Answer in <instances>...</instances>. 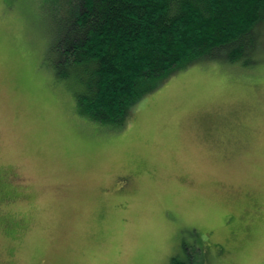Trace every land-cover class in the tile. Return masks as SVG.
I'll list each match as a JSON object with an SVG mask.
<instances>
[{
    "label": "rangeland",
    "instance_id": "obj_1",
    "mask_svg": "<svg viewBox=\"0 0 264 264\" xmlns=\"http://www.w3.org/2000/svg\"><path fill=\"white\" fill-rule=\"evenodd\" d=\"M69 2L0 0V264H264V18L117 127L56 76Z\"/></svg>",
    "mask_w": 264,
    "mask_h": 264
},
{
    "label": "trees",
    "instance_id": "obj_2",
    "mask_svg": "<svg viewBox=\"0 0 264 264\" xmlns=\"http://www.w3.org/2000/svg\"><path fill=\"white\" fill-rule=\"evenodd\" d=\"M72 2L55 49L56 76L83 85L85 92L77 95L80 114L117 127L154 90L155 85L143 88L144 82L167 78L232 45L227 59L235 61L264 18V0ZM170 264L185 263L173 257Z\"/></svg>",
    "mask_w": 264,
    "mask_h": 264
}]
</instances>
